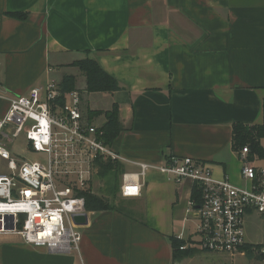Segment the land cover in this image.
Instances as JSON below:
<instances>
[{"label":"crops","instance_id":"1","mask_svg":"<svg viewBox=\"0 0 264 264\" xmlns=\"http://www.w3.org/2000/svg\"><path fill=\"white\" fill-rule=\"evenodd\" d=\"M14 12L26 18L7 15ZM89 57L118 91L86 92L84 74L72 65ZM64 77L74 78L71 92H79L86 117L118 106L120 133L111 147L119 156L149 164L189 157L215 179L245 186L232 127L263 122L264 0H0V119L9 99L48 82L59 87ZM88 120L106 123L103 115ZM259 142L264 151V138ZM251 163L264 168V158ZM119 180L124 204L88 211L79 255L5 235L0 264H174L170 238L187 240L193 231L185 215L191 184L152 172L141 196L121 199ZM250 220L258 228L249 233ZM263 229L264 216L247 212L248 246ZM197 253L186 262L225 256Z\"/></svg>","mask_w":264,"mask_h":264},{"label":"built area","instance_id":"2","mask_svg":"<svg viewBox=\"0 0 264 264\" xmlns=\"http://www.w3.org/2000/svg\"><path fill=\"white\" fill-rule=\"evenodd\" d=\"M3 98L0 95V99ZM0 119V236L14 235L54 254H80L81 229L72 218L88 216L82 195L98 173V163H129L137 172H123L120 198L141 196L149 174L199 192L188 199L185 215L193 231L180 251L234 256L244 254L247 212L264 216V168L248 160V148L236 153L245 186L215 179L210 167L189 157L159 163L133 162L104 143V133L88 120L78 91L62 93L54 82L33 86L8 100ZM23 136V155L11 146ZM28 156H33L30 159ZM264 255V247L260 250Z\"/></svg>","mask_w":264,"mask_h":264},{"label":"trees","instance_id":"3","mask_svg":"<svg viewBox=\"0 0 264 264\" xmlns=\"http://www.w3.org/2000/svg\"><path fill=\"white\" fill-rule=\"evenodd\" d=\"M11 18L24 20L26 15L21 13L14 14L8 13ZM77 67L78 70L85 76V87L86 92L94 93H112L119 90V86L115 79L103 72L100 68L98 62L89 57L83 60L75 61L72 65ZM75 80L72 77H64L60 82L59 88L62 93H68L75 90ZM263 112H264V102H263ZM94 115H103L106 118V123L100 129L103 131L104 143L111 146V143L117 138L120 133V126L118 122V106L113 105L109 111L104 113L100 111L89 112L87 117L91 119V116ZM232 133V148L238 153L240 149L247 147L248 148V160L251 161L255 157L259 159L264 158V151L260 145L259 140L264 138V116L263 122L261 125L254 127H247L242 124H234ZM98 173L97 175L107 179V185L110 187L114 193L118 191L119 178L122 176V166L119 163L107 161V163L98 164ZM85 199V206L87 211H108V209H113L115 206L107 203L100 197L90 192H85L82 194ZM199 192L193 188L190 199L198 202ZM171 248H173V261H178L179 257H184L191 253L190 249L180 251V247L183 246L184 241H179L176 238H170ZM247 246L244 247L246 250ZM264 257V255H262Z\"/></svg>","mask_w":264,"mask_h":264},{"label":"rangeland","instance_id":"4","mask_svg":"<svg viewBox=\"0 0 264 264\" xmlns=\"http://www.w3.org/2000/svg\"><path fill=\"white\" fill-rule=\"evenodd\" d=\"M86 112V111H85ZM24 145V140H23V136H20L17 141L11 146V148L13 149V151L16 149H18L19 152H22L24 148H22ZM15 152V151H14ZM30 159L33 158V156H28ZM4 166L0 168V171H5V169H3ZM132 172H137V171H132ZM120 179V178H119ZM120 181V180H119ZM93 184H90L89 188H88V192H90L92 195L95 194L98 197H100L101 199H103L104 201H106L109 204H112L114 206L118 205V206H122L124 204L123 202L119 201V196H118V191H116L115 193L109 189L110 187H108L107 185V179L102 178L100 176L97 175V177L94 178V180H92ZM91 182V183H92ZM126 202V201H125ZM256 214V213H255ZM187 225V229H188ZM258 227L254 226L253 220L249 221L248 224L246 225V231H248L249 233L251 232V230H256ZM253 245H245L247 246L246 250L244 249V254L243 256L240 255H234V256H216V258H213V260L211 261L213 264H264V257L262 256L260 250L264 247V229L263 231L259 232V236L253 240ZM191 253L188 255H184V257H179L178 261H174V264H191V263H187L186 259H188L189 257H193L195 256L197 253L196 250L190 249ZM194 264V263H192Z\"/></svg>","mask_w":264,"mask_h":264},{"label":"water","instance_id":"5","mask_svg":"<svg viewBox=\"0 0 264 264\" xmlns=\"http://www.w3.org/2000/svg\"><path fill=\"white\" fill-rule=\"evenodd\" d=\"M72 221H74V224L77 226H79V225L86 226L88 224L86 216H83V215L79 216V217H77V216L73 217Z\"/></svg>","mask_w":264,"mask_h":264}]
</instances>
